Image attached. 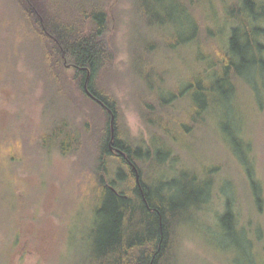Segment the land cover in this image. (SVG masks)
<instances>
[{"label": "trees", "instance_id": "16d2710c", "mask_svg": "<svg viewBox=\"0 0 264 264\" xmlns=\"http://www.w3.org/2000/svg\"><path fill=\"white\" fill-rule=\"evenodd\" d=\"M2 1L16 14L14 43L37 47L34 58L44 82L42 102L47 104L45 95L56 97L59 88L83 113V118L74 119L75 131L67 123L47 133L44 111L33 138L39 152L56 150L66 158L81 159L84 152L91 153V164L83 173L92 174L97 183L99 193L93 198L99 203L96 219L101 221L85 261L73 264H180L184 239L194 231L188 223L196 220L208 222L206 238L199 236L227 257L230 245L219 241L239 240L234 245L242 261L234 258V263L264 264V217L259 214L264 211V182L257 177L250 156L253 143L242 134L246 124L240 119L245 92L249 101L264 104V0H174L173 8L181 15L177 32L165 38L151 31L145 40L130 41V70L134 79L145 81L132 98L148 140L132 136L117 94L104 83L105 75L116 72L118 59L112 0ZM161 1L154 4L160 7ZM142 6L143 0H134L133 11L141 14H135L136 19L156 28L144 20ZM183 14L188 17V33ZM169 53L171 57H161ZM185 54L188 64L180 67ZM165 59L177 60L172 76L171 69L160 66ZM67 69L74 71L80 96L94 106L97 122L67 90L71 86L64 74ZM145 71L151 74L146 77ZM87 77L93 98L85 92ZM98 112L103 117L98 118ZM229 121L238 130L229 127ZM204 132L218 144L222 132L227 149L223 153L230 156L223 163L213 153V160L208 154L207 159L193 157L192 167H184L185 145L177 144L188 135L193 149ZM237 159L247 175V192L254 198L247 214L243 205L236 209V203L223 200L220 192L227 181L222 168L238 167ZM221 203V210H214Z\"/></svg>", "mask_w": 264, "mask_h": 264}, {"label": "rangeland", "instance_id": "374dc122", "mask_svg": "<svg viewBox=\"0 0 264 264\" xmlns=\"http://www.w3.org/2000/svg\"><path fill=\"white\" fill-rule=\"evenodd\" d=\"M112 1L110 14L115 24L113 36L118 59L116 72L105 75L104 83L117 94L123 119L132 136L148 140L149 132L132 98V93L135 94L137 89L145 86V81L134 79L130 70V41L145 40V36L151 31L161 32L160 35L169 38L177 32L176 23H179L177 19L181 15L173 8L176 7L174 0H162L160 7L154 4L156 0H143L142 16L147 23L157 24L156 29L155 25L147 26L136 19L135 14H141L133 11L134 0ZM167 4V8H164ZM72 12L75 13L76 9L73 8ZM15 18L14 11L7 7L5 1L0 0V27L9 26L6 31L0 30V261L2 264H73L76 260L82 262L85 261L86 251H91L93 247L101 221L100 217L96 219L99 203L93 198L99 193L97 183L93 181L92 174L89 176L83 173L84 167L91 164V153L84 152L81 159L77 156L66 158L56 150L52 153L39 152L35 149L33 138L37 134L38 124L44 119V111H47L44 127L47 128V133L67 123L71 129H76L74 119L79 115L83 118V113L80 114V108L62 90L59 91V88L54 92L56 97L45 95L48 105L42 102L44 82L39 78V69H35L37 62L34 58L37 47L32 44L19 47L14 43ZM182 19L185 20V33H188L190 25L187 15L183 14ZM163 56L171 57V53L161 55ZM179 60L182 64L179 63V66L182 67L188 64L189 58L185 54ZM175 62L176 59L159 61L160 66L173 71L171 76L174 75ZM64 74L71 85L67 90L75 96L82 111L94 115L92 120L97 122L94 106L82 98L76 88L74 71L67 69ZM149 74L151 71L144 72L146 77ZM245 94L240 109V119L242 124H246L242 134L253 143L251 152L248 148L246 151L253 157L257 177L264 182V104L259 106L255 100L249 101V93ZM54 117L55 123L50 127ZM101 117L103 116L98 112V118ZM227 125L235 131L238 130L232 121ZM169 127L174 128L173 125ZM220 133L219 144L217 141L212 142L206 132L199 133L193 149L191 138L184 136L183 143L180 140V144H177L185 145L181 150L184 167H192L193 157L207 159L208 154L213 160L211 153L217 162L223 163V158L230 155L223 153L227 149L224 144L225 137ZM191 150L201 154L193 155ZM237 162L238 167L235 165L229 169L225 164L222 168V175L227 181L220 192L223 200L230 198L236 203V209L243 205V212L247 214L249 202H254V198L251 199L252 195L247 192V175L242 162L238 159ZM93 173L96 172L93 170ZM218 180H221V174ZM213 208L220 211L222 203ZM259 214L264 217V211ZM208 220L211 224H216L212 219ZM207 224L206 220L188 223L190 232L194 231L184 239L182 254L178 256L180 264H228L226 260L231 261L229 264H238L234 263V258L241 260L243 255L234 243L239 240L222 238L219 241L230 245L225 250L230 256L227 257L224 251H216L217 249L203 239L206 238ZM213 242L217 244L214 239Z\"/></svg>", "mask_w": 264, "mask_h": 264}, {"label": "water", "instance_id": "95a60500", "mask_svg": "<svg viewBox=\"0 0 264 264\" xmlns=\"http://www.w3.org/2000/svg\"><path fill=\"white\" fill-rule=\"evenodd\" d=\"M85 92L87 93V95H89L91 98H93L94 96L92 95V93L90 92L89 88H88V77L86 79L85 82ZM113 122H114V116H113V120H112V127H113ZM113 138H114V130H113ZM139 181V178H138Z\"/></svg>", "mask_w": 264, "mask_h": 264}]
</instances>
